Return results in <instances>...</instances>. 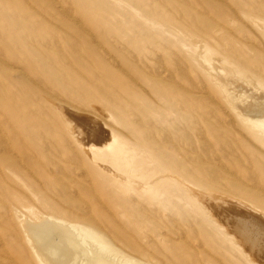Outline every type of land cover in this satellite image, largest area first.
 I'll use <instances>...</instances> for the list:
<instances>
[{
	"label": "rangeland",
	"instance_id": "1",
	"mask_svg": "<svg viewBox=\"0 0 264 264\" xmlns=\"http://www.w3.org/2000/svg\"><path fill=\"white\" fill-rule=\"evenodd\" d=\"M255 77L264 0H0V264H41L21 220L45 217L135 264H250L216 222H257L264 249V130L219 82L240 95ZM96 139L111 148L93 162Z\"/></svg>",
	"mask_w": 264,
	"mask_h": 264
},
{
	"label": "bare ground",
	"instance_id": "2",
	"mask_svg": "<svg viewBox=\"0 0 264 264\" xmlns=\"http://www.w3.org/2000/svg\"><path fill=\"white\" fill-rule=\"evenodd\" d=\"M206 63H207V60H206ZM227 73L229 76L231 77L233 76V79H234V75H233L234 72L232 71V69L227 68ZM255 79L260 86L262 85L264 86V79L260 77H255ZM219 85H220L223 95L227 98L229 97L230 100L233 99L235 101L232 103L233 104L235 103V106L239 114L243 116V120H245L248 123V125L253 128L264 130V95H263L264 91L262 89H259V85H257L256 88L252 89V92L242 90L241 91L242 94L240 95L239 93L238 95H235L234 92L230 94V89H231L229 88L230 85L224 82L223 80H220ZM259 93L260 95L257 96ZM247 98H249V101H247ZM83 116H86V115H83ZM100 138L103 139L102 137ZM93 142L94 144H91V142L86 143L84 147H87L89 151L91 148L94 149L93 151H95V153L94 152L91 153L87 150L88 156H89L88 158H90L91 161L96 162V160H99L98 154L102 152L107 153L110 150L111 145L109 144L111 142L109 143L108 140L106 142L105 140L98 141L97 139ZM111 170L112 169H110V171ZM170 179L174 183V185L178 187L180 191L188 194L191 198H194V199H199V197H201L200 200H202L203 203H205V201L208 198L205 196H200L202 195L201 193L203 194L206 192L209 194L213 193L211 190L194 191L195 190L194 186L188 184L184 180H181V178L179 177L171 176ZM146 188H149V187H146ZM217 197H223L225 199L228 198L232 201H235V203L239 205L249 204L248 202H246L247 200L245 198L242 199L240 197L239 198L229 197V196H225L224 194H219V193L218 194L216 193V195L214 194L213 201H215ZM250 207L253 208L254 210L256 208H258L257 210L260 209L262 211L261 213L264 215V210L262 208L256 205H252ZM245 219H247V217L244 218V216L238 213L225 212L224 213V224L225 225L223 226L216 222V229L219 235L222 237V239L226 243L230 244L233 247V249L237 251L238 250L241 251V254L245 257V259L250 264H264V255H263L264 252H262L263 248L260 249L261 245L260 246L254 245L255 244L253 243L254 238L251 236L253 234L251 233L253 232L252 228L255 227L254 223H257V222L253 220L248 221L249 219L247 220ZM41 220L38 221L39 223L37 222L38 225L33 224L36 222L32 221L31 219L23 218L21 220V226L23 228L25 227L24 232H25L26 238L28 242L32 245L36 258L41 264H135V262L122 259L118 253L119 248L117 249V247L114 244L109 243L101 235L96 234L95 232L87 229L86 227H78V226L66 224L65 222H62L58 219H54L53 217L52 218L45 217ZM215 221L216 220H213V222ZM244 221H247L248 224H251V226H249L250 228H247L248 224L246 225L245 224L246 222ZM66 231H70L71 234L67 233ZM234 237L242 240V242L245 245V249L239 246V243L235 241ZM111 238H109V240H112ZM256 241H257V244H259L258 240ZM84 250L88 251L89 254H91L93 257L89 258L87 255V252L83 253ZM93 250H95L94 254L95 255L97 254L96 257L95 255H93ZM142 264H146V263H142Z\"/></svg>",
	"mask_w": 264,
	"mask_h": 264
}]
</instances>
